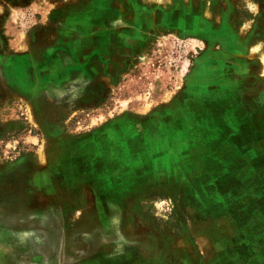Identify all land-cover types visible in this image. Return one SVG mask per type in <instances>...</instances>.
I'll return each instance as SVG.
<instances>
[{
  "label": "rangeland",
  "instance_id": "374dc122",
  "mask_svg": "<svg viewBox=\"0 0 264 264\" xmlns=\"http://www.w3.org/2000/svg\"><path fill=\"white\" fill-rule=\"evenodd\" d=\"M263 53L264 0H0V264H264V198L227 170L219 203L177 190L111 213L66 164L118 116L193 105L192 82L264 124Z\"/></svg>",
  "mask_w": 264,
  "mask_h": 264
},
{
  "label": "crops",
  "instance_id": "0c3cea01",
  "mask_svg": "<svg viewBox=\"0 0 264 264\" xmlns=\"http://www.w3.org/2000/svg\"><path fill=\"white\" fill-rule=\"evenodd\" d=\"M189 89L193 105L181 103L174 113L124 114L73 144L66 164L79 168L78 181L90 188L100 209L118 212L149 194L177 190L198 202L215 189L219 203L231 196L215 182L221 168L237 180V196L248 181L255 200L264 198V168L251 163L262 161L255 151L264 138L261 113L251 114L252 107L224 83L192 82Z\"/></svg>",
  "mask_w": 264,
  "mask_h": 264
},
{
  "label": "bare ground",
  "instance_id": "6f19581e",
  "mask_svg": "<svg viewBox=\"0 0 264 264\" xmlns=\"http://www.w3.org/2000/svg\"><path fill=\"white\" fill-rule=\"evenodd\" d=\"M254 52H255V49L252 48L251 54H253ZM261 60L264 65V53L261 55ZM263 73H264V69H263Z\"/></svg>",
  "mask_w": 264,
  "mask_h": 264
}]
</instances>
